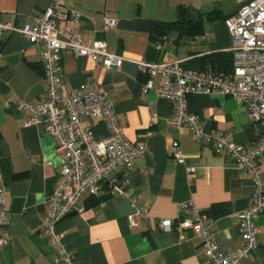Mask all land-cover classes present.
Listing matches in <instances>:
<instances>
[{"label": "crops", "instance_id": "obj_1", "mask_svg": "<svg viewBox=\"0 0 264 264\" xmlns=\"http://www.w3.org/2000/svg\"><path fill=\"white\" fill-rule=\"evenodd\" d=\"M56 1L60 0H0V22L18 27L32 23ZM62 1L84 13L73 26L76 33L87 41L103 39L110 52L124 57L120 67L105 68L91 56L62 52L64 92L98 83L115 98L126 136L138 146L148 145L133 169L118 172L127 195H109L105 187L100 197L84 194L75 210L57 224L67 248L75 253V264H206L192 229L167 232L159 226L161 218L189 215L178 210L186 201L204 211V223L214 228L221 249L239 248L238 215L249 207L255 191L251 175L208 142L193 139L188 126L172 122L173 103L155 88L145 87L147 75L138 61H179L185 69L218 71L208 59L230 55L232 37L225 20L205 18L201 35L179 38L171 32L157 41L151 38V21L176 19L181 5L203 11L217 7L232 14L250 0H217L213 8H207L211 0ZM105 14L116 16L118 25L105 29ZM43 50L42 44L19 32L0 34V172L9 186L6 203L12 213L11 224L1 233L11 242L0 248V264H61L56 246L41 237L40 229L48 211L47 196L58 181L62 149L53 135L25 124L28 115L17 107L19 101L36 103L45 97ZM188 109L207 133L220 131L241 144L254 142L261 133L260 125L232 96L195 93L189 96ZM84 123L96 139L109 135L102 119L85 116ZM176 140L185 154L183 162L174 157ZM260 166L264 175V156ZM188 169H194L190 176ZM142 209L148 215L131 227L129 216ZM257 227L258 246L241 264H264V213Z\"/></svg>", "mask_w": 264, "mask_h": 264}, {"label": "built area", "instance_id": "obj_2", "mask_svg": "<svg viewBox=\"0 0 264 264\" xmlns=\"http://www.w3.org/2000/svg\"><path fill=\"white\" fill-rule=\"evenodd\" d=\"M84 13L67 6L62 0L52 3L34 22L18 27L0 22V34L19 32L34 44H42L44 75L47 79L45 97L39 102L19 101V112L28 118L25 124H33L42 132L54 136L62 149L61 168L56 186L47 196L48 211L40 229V235L51 246H56L61 264H75L74 251L67 248L63 233L57 224L75 210L84 194L100 197L105 187L109 195H127L118 176L121 169L131 170L135 161L145 155L147 143H133L125 134L115 110L116 100L98 83L63 90L62 52L76 56H91L96 64L105 68H118L124 57L108 50L107 41H87L73 30ZM104 28H114L118 18L103 16ZM232 37L230 52L233 68L230 73L213 69L189 70L179 61H138L147 75L145 87L155 88L158 94L173 103L171 117L178 126L189 127L193 139L208 142L219 154H226L244 168L252 177L255 191L249 207L238 215L242 245L237 249H221L215 239L214 228L204 223L206 214L193 201L182 202L178 210L189 215L175 220L164 217L159 220L162 230L176 229L182 232L190 228L199 237L206 264H241L257 248V221L264 213V175L260 159L264 156V0H250L242 4L225 19ZM161 48L160 42L155 44ZM157 81V82H156ZM214 93L234 97L261 127L259 137L250 144H241L220 131L205 132L202 121L188 109L189 96L195 93ZM104 120L109 135L96 139L92 128L84 123V117ZM174 157L183 162L185 154L178 140L173 142ZM194 169H188L189 176ZM126 183V181H124ZM9 189L0 172V248L11 242L1 233L12 222V213L6 203ZM105 204V200H101ZM147 209L136 210L129 216V224L135 228L139 217H146Z\"/></svg>", "mask_w": 264, "mask_h": 264}, {"label": "trees", "instance_id": "obj_3", "mask_svg": "<svg viewBox=\"0 0 264 264\" xmlns=\"http://www.w3.org/2000/svg\"><path fill=\"white\" fill-rule=\"evenodd\" d=\"M231 14H224L220 8H213L210 11H203L199 8L181 5L179 8L178 17L174 20H152V31L151 38L157 41L159 38L176 32L180 37H189L201 35L205 32L204 20L205 18L209 21L223 19L225 20ZM204 19V20H203ZM229 56L223 55H211L208 61L220 70H227L233 68V56L229 52ZM216 57V58H214ZM220 57L222 59H218Z\"/></svg>", "mask_w": 264, "mask_h": 264}, {"label": "rangeland", "instance_id": "obj_4", "mask_svg": "<svg viewBox=\"0 0 264 264\" xmlns=\"http://www.w3.org/2000/svg\"><path fill=\"white\" fill-rule=\"evenodd\" d=\"M211 1H213V2H211V4L209 5V6H207V8H213L215 5H217L218 3H217V0H211ZM214 4V5H213ZM212 6V7H211Z\"/></svg>", "mask_w": 264, "mask_h": 264}]
</instances>
